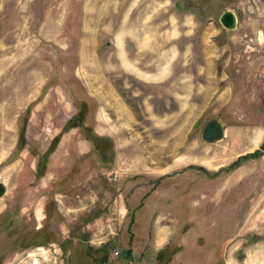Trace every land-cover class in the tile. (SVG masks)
I'll use <instances>...</instances> for the list:
<instances>
[{"label": "rangeland", "instance_id": "1", "mask_svg": "<svg viewBox=\"0 0 264 264\" xmlns=\"http://www.w3.org/2000/svg\"><path fill=\"white\" fill-rule=\"evenodd\" d=\"M0 181V264H264V0H0Z\"/></svg>", "mask_w": 264, "mask_h": 264}, {"label": "water", "instance_id": "2", "mask_svg": "<svg viewBox=\"0 0 264 264\" xmlns=\"http://www.w3.org/2000/svg\"><path fill=\"white\" fill-rule=\"evenodd\" d=\"M177 3V1L175 2ZM220 24L226 29H234L236 26V16L230 10L223 11L219 18ZM224 136L223 126L218 117L210 118L204 125L200 137L206 142H213L222 139ZM5 192V185L0 181V196Z\"/></svg>", "mask_w": 264, "mask_h": 264}, {"label": "bare ground", "instance_id": "3", "mask_svg": "<svg viewBox=\"0 0 264 264\" xmlns=\"http://www.w3.org/2000/svg\"><path fill=\"white\" fill-rule=\"evenodd\" d=\"M122 111V110H121ZM127 117V116H126ZM225 134V133H224ZM158 239L161 240L162 239V232H159L158 234ZM41 250V249H40Z\"/></svg>", "mask_w": 264, "mask_h": 264}, {"label": "crops", "instance_id": "4", "mask_svg": "<svg viewBox=\"0 0 264 264\" xmlns=\"http://www.w3.org/2000/svg\"><path fill=\"white\" fill-rule=\"evenodd\" d=\"M256 140H257V139H256V137H255V139H253V140H252V144H253V143H255V142H256Z\"/></svg>", "mask_w": 264, "mask_h": 264}, {"label": "built area", "instance_id": "5", "mask_svg": "<svg viewBox=\"0 0 264 264\" xmlns=\"http://www.w3.org/2000/svg\"><path fill=\"white\" fill-rule=\"evenodd\" d=\"M114 256H118V253L117 252H114V254H113Z\"/></svg>", "mask_w": 264, "mask_h": 264}]
</instances>
